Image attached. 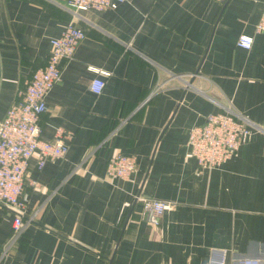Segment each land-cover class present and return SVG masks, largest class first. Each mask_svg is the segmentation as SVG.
Segmentation results:
<instances>
[{
  "label": "crops",
  "instance_id": "obj_1",
  "mask_svg": "<svg viewBox=\"0 0 264 264\" xmlns=\"http://www.w3.org/2000/svg\"><path fill=\"white\" fill-rule=\"evenodd\" d=\"M263 4L122 0L74 12L62 0H0V119L45 64L50 38L71 19L85 32L39 116L41 136L62 128L68 150L40 169L29 158L12 239L14 212L0 204V264H264V31L254 28ZM240 34L252 36L248 48ZM225 105L251 134L200 168L189 129ZM115 152L135 156L130 177L107 176ZM143 197L169 207L153 220Z\"/></svg>",
  "mask_w": 264,
  "mask_h": 264
},
{
  "label": "built area",
  "instance_id": "obj_2",
  "mask_svg": "<svg viewBox=\"0 0 264 264\" xmlns=\"http://www.w3.org/2000/svg\"><path fill=\"white\" fill-rule=\"evenodd\" d=\"M72 11L115 8L122 0H62ZM225 1V0H219ZM255 31H264V4L255 23ZM85 36L82 27L69 20L58 36L50 38L49 53L44 65L33 70L25 88L18 98L11 102L0 119V204L14 212L11 239L22 229L26 198L23 195L24 177L29 158L35 154L36 166L40 169L50 158L62 157L68 150V143L62 128L55 130L51 139L41 136L39 116L46 109V95L61 74L62 59L71 58L77 44ZM252 36L240 34L237 44L248 48ZM97 73L108 74L96 69ZM105 80L94 77L90 89L100 93ZM247 119L231 105L210 112L200 124L189 129L187 143L200 168H214L232 156L251 134ZM136 170V158L132 154L115 152L106 163L109 177L128 178ZM141 205L148 217L156 220L169 204L160 199L141 198ZM242 264H259L258 258L241 257Z\"/></svg>",
  "mask_w": 264,
  "mask_h": 264
}]
</instances>
